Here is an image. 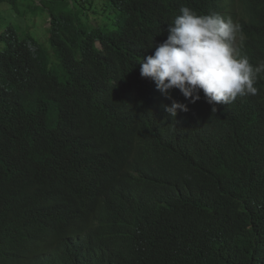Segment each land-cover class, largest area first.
I'll return each mask as SVG.
<instances>
[{
  "label": "trees",
  "instance_id": "trees-1",
  "mask_svg": "<svg viewBox=\"0 0 264 264\" xmlns=\"http://www.w3.org/2000/svg\"><path fill=\"white\" fill-rule=\"evenodd\" d=\"M40 1L49 49L0 33V264H61L80 245L95 255L81 264H264V73L228 105L174 89L175 117L140 75L182 6L222 15L233 0H108L102 26ZM237 23L264 61V0Z\"/></svg>",
  "mask_w": 264,
  "mask_h": 264
},
{
  "label": "clouds",
  "instance_id": "clouds-1",
  "mask_svg": "<svg viewBox=\"0 0 264 264\" xmlns=\"http://www.w3.org/2000/svg\"><path fill=\"white\" fill-rule=\"evenodd\" d=\"M241 3V12L233 13L232 2L223 16L200 15L182 6L180 15L167 29V39L154 44L153 54L140 60L141 77L151 79L171 101L162 107L172 117L178 111H188L187 104L172 97L174 89L190 103L200 100L211 105H228L238 96L257 95L255 85L258 76L264 73V61L253 65L242 52L245 37L237 23L244 12V0ZM89 252L95 256L88 246H76L61 255V264H81L80 259ZM92 264L99 263L96 259Z\"/></svg>",
  "mask_w": 264,
  "mask_h": 264
},
{
  "label": "rangeland",
  "instance_id": "rangeland-1",
  "mask_svg": "<svg viewBox=\"0 0 264 264\" xmlns=\"http://www.w3.org/2000/svg\"><path fill=\"white\" fill-rule=\"evenodd\" d=\"M67 1L72 2V7L78 13L80 11L82 15L79 13V17L89 25H109L115 21L116 13L111 10L108 0ZM15 2L24 13L22 11L15 12L14 5L5 2V0H0V33L10 24L15 26L16 32L20 37H23V34L28 31L35 41L43 43L49 49L48 27L51 25L49 5L43 6L44 2L40 0H15ZM54 3L58 6L59 0H55ZM31 8L35 9V13L31 11ZM232 10L235 14L241 12V0L233 1ZM2 46L3 43L0 42V49Z\"/></svg>",
  "mask_w": 264,
  "mask_h": 264
}]
</instances>
